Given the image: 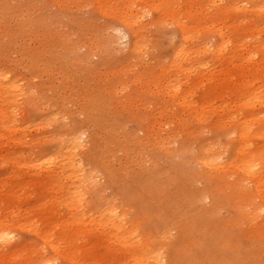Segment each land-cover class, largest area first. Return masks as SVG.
<instances>
[{
  "label": "bare ground",
  "instance_id": "bare-ground-1",
  "mask_svg": "<svg viewBox=\"0 0 264 264\" xmlns=\"http://www.w3.org/2000/svg\"><path fill=\"white\" fill-rule=\"evenodd\" d=\"M9 1L0 0L5 20L12 14ZM50 1L58 14L70 16L88 2L130 35L118 73L131 72L132 78L118 75L128 83L114 78L100 90L107 92L114 111L139 123L141 137L129 136L127 147L116 139L125 126L109 130L104 125L108 138L100 150L92 130L84 140L79 119L62 111L67 99L58 76L74 71L58 69L43 79L58 59L88 71L99 52L115 49L111 33L100 27L89 37V22L69 17L83 40L71 41L57 30L60 26L49 24L47 35L57 41L50 44L41 34L40 48L18 50L20 63L8 55L9 45L25 35L41 36L33 17L13 13L20 31L0 29V57L6 60L0 64V168L5 169L0 176V264H264V42L251 39L264 35V0H243L244 5L226 0L222 6L217 0ZM21 5L20 0L16 9ZM146 14H152L153 25L170 22L177 32L169 58L152 73L138 67ZM253 14L263 20L257 26L248 24ZM207 32L216 33L219 41L193 44ZM23 62L27 78L19 73ZM120 85L125 102L116 100ZM49 91L59 97L43 109ZM87 102L80 115L90 121L96 115ZM205 127L214 134L209 142L202 139ZM98 149L111 154L113 162L123 158L116 172ZM25 235L32 238L24 241Z\"/></svg>",
  "mask_w": 264,
  "mask_h": 264
},
{
  "label": "rangeland",
  "instance_id": "rangeland-1",
  "mask_svg": "<svg viewBox=\"0 0 264 264\" xmlns=\"http://www.w3.org/2000/svg\"><path fill=\"white\" fill-rule=\"evenodd\" d=\"M22 2H23V4H24V8H23V5H21V7L19 8L20 10H17L16 9V7H17V5H19L20 4V0H10L8 3H7V5H8V7H9V9H11V11H12V14H10L9 16H6V17H8L6 20H5V16H4V18H0V29H9V31H11V32H17V31H20V27L21 26H19L20 24H19V22H18V20H17V17H16V15H14L13 16V13H17V11H18V14L19 13H21V12H23V13H25L24 15H25V17L26 18H29V19H31L32 17V20L33 21H35V23H37L36 25H35V29L34 30H37V31H35L36 33H37V35H38V33H40L39 35L41 36V34L42 35H44V36H46L45 38H46V40H47V42H50V44H52V43H54V42H56L57 41V39H54V38H50V37H48V35H47V33H48V25L49 24H53V25H56V27L58 26H60L59 27V29H57L56 27H52V28H54V29H57L58 31H60V29H61V31L62 32H66L65 33V35H66V37L68 38L69 37V39H71V41H78V40H83V38L82 39H80V36H76V30H77V24H75V23H73V24H70L69 23V21H70V19L72 18V17H74L75 16V14H71V16L70 15H67V14H64V13H62V14H58V12H57V9H56V6L54 5V4H52L51 3V1L50 0H21ZM231 2H234V3H238L239 5H244V4H246V3H242V1L243 0H230ZM235 1H237V2H235ZM254 1H256V0H254ZM252 2V4H254L255 2ZM258 1V0H257ZM51 3V4H50ZM206 5H207V3L206 2H204ZM217 3L218 4H220L221 6L222 5H224V4H226V0H217ZM257 3V2H256ZM255 3V4H256ZM252 4H247L246 5V7H249V6H251ZM10 5V6H9ZM51 5V6H50ZM34 6V7H33ZM39 8H40V10H39ZM137 8V7H136ZM23 9V10H22ZM31 9V10H30ZM139 11H141V9H138ZM20 11V12H19ZM31 11V12H30ZM63 14L64 15H67V16H63ZM33 15V16H32ZM49 16V19L51 18V16L52 17H54V18H56V19H53V18H51L52 20V23L50 22V20L48 21L47 19V17ZM73 15V16H72ZM30 16H31V18H30ZM57 16H59V17H57ZM14 17V18H13ZM45 17V18H44ZM69 17H70V19H69ZM76 18V21H79V22H84V20L85 21H88L89 22V25H88V27H87V29H86V32L88 33V35H89V37L90 36H93L94 35V32H97L96 31V29H98V31L99 30H101L100 29V27H104L105 28V34L107 35V33H111L110 35H112L113 37H114V39H115V46H114V43H113V48H115V49H112L111 51H109V50H102L101 52H99L100 54V56H96V57H94L93 58V60H90V63H91V65L90 66H93V68L92 67H90V66H87L86 68H87V70H88V68H89V70L88 71H85V72H83L81 69H80V67H78L79 65L77 64V63H75L74 62V64H70L69 62H67L66 60H64L63 61V59L62 60H60L59 61V59H58V62H61V66L62 65H64V66H66V65H70V66H66V67H61L60 66V63H58L57 62V60H53L52 61V65L50 64V66H51V68L53 69L52 71H51V73L52 74H50V72L48 71V70H46L47 72H45L44 73V75H43V79L45 78V80L48 78L47 76L48 75H50V77H52V75L54 74L53 73V71H55V74L58 72V69H60L61 71H63L62 69L63 68H68V73H72L73 71L76 73L75 74V76H74V72L72 73L73 74V77H71L72 76V74H68V75H66L67 76V78H66V76H62V75H64L65 74V72H63V73H60L59 74V76H58V81H61L62 82V85H63V89H64V87H65V90L64 91H62L61 92V95L64 97V99H67L66 101H67V103L65 104L66 106H64V107H67V108H69V106H70V108L69 109H67L66 110V108H64L63 107V109H62V111L63 112H65L66 111V114L67 115H73V116H75V118H76V120L77 119H79V120H77L78 122H79V126H81L82 128H80L81 130H83V134L85 133V136H83L84 137V140L85 139H87L88 138V136L91 134V132H92V134H95V135H93L94 137H95V140H96V142H98L97 144H98V147H99V149L100 150H103L104 149V147H105V145H104V143H106L105 141L107 140V138H108V134H106L105 132H106V130L109 128V130H110V128L112 127V128H114V127H117L118 126V129H119V125H121L120 126V129L123 127L124 128V126L126 127V128H122L123 130H120L119 131V133H117L116 134V139H118L119 141V143H121V144H124L125 146H127L128 147V143H129V141H130V138H136V140L137 139H139L140 137H141V132H139L141 129H139L140 127V125H139V123L137 122V121H134L132 118H129V117H127V115L125 114V113H120L119 111H118V113H117V111H114L115 109L113 108L115 105L113 104V102L109 99V96H108V94H107V92H104L105 91V89H106V82H108V81H110V80H112V79H114V78H116V80L117 79H119V77L121 76L122 78L123 77H125L126 75V73H127V78H125L126 79V81H129V79L130 78H132L131 76H133L132 75V73L131 72H126L125 74L124 73H122V75H120V73H118V69H119V67H120V65L126 60V58H127V52H128V48H129V42H130V35L124 30V28L118 23V22H116V21H114V20H112V19H110V18H107V17H105V18H103V17H101L97 12H96V10H95V8H93V6L92 5H90V3H88L87 2V4H86V8H84L82 11H80L79 13H77V16H75ZM152 14H146L145 15V17L143 18V19H141V23H142V26L144 27V36H143V38L145 39V43H144V45H145V48H144V51H143V55H141V57L143 58V60H141V63H142V65H141V63H140V66H138V67H140V69L141 70H144V71H147L148 69V71H149V73H152V71H150V70H154L155 71V69H157L159 66H160V64L162 65V64H164V62L165 61H167V59L169 58V56H170V54H171V51H172V46H173V44L177 41V32H176V27L174 26V24L173 23H168V24H165V26H155V25H153V23H152ZM256 17V18H255ZM44 18V20H42ZM58 18V19H57ZM63 18V19H62ZM233 18H235L234 16L231 18V20H233ZM250 19H248V21L250 22L251 20H252V22L254 21L255 22V24L254 23H252V22H248L247 20L245 21V22H248V24H253V25H255V26H257L258 24H260L259 22H261V21H263V20H260L261 18H259L257 15H250V17H249ZM258 18V20H255V19H257ZM41 19V20H40ZM74 19V20H75ZM2 20H3V22H2ZM235 20H237V18L235 19ZM47 21V22H46ZM54 21H55V24H54ZM56 21H57V23H56ZM257 21V22H256ZM8 22V23H7ZM50 22V23H49ZM223 21H220V26L222 27V28H224V22L222 23ZM64 25H63V24ZM256 23H257V25H256ZM104 25V26H103ZM223 25V26H222ZM47 26V27H46ZM65 26V27H64ZM213 26H215V25H213ZM63 28V29H62ZM216 28H218L217 26H216ZM26 29H29V27L28 28H26ZM65 29H66V31H65ZM107 29V30H106ZM30 30V29H29ZM90 30V31H89ZM102 31V30H101ZM108 31V32H107ZM98 33H100V32H98ZM23 34V33H22ZM104 34V35H105ZM226 34V33H225ZM103 35V36H104ZM115 35V36H114ZM28 35H25L24 36V38L25 37H27ZM174 36V38L172 39V37ZM79 37V38H78ZM19 39V40H17L16 42H14V43H12V44H10L9 45V51L7 52L8 53V55H10V57H12V58H16V61H20V57L23 59V56H20V54H19V52H18V50L19 49H21V48H27V49H30V48H40L41 47V42H42V39H44V37H36V36H30V37H27V38H25V39ZM78 38V39H77ZM41 39V40H40ZM49 39V40H48ZM171 39H172V43H171ZM250 38H248L247 40H249ZM253 41L254 40H256V39H258V40H261V41H263L264 42V35H262V36H258L257 38H251ZM24 40V41H23ZM85 40V39H84ZM249 41V43H253L252 44V47H254L255 46V44H254V42L253 41ZM28 41H30V42H28ZM219 40H218V36L216 35V33L214 34V33H212V32H207V35H203L200 39H195V40H193V44H195L196 46L198 45H200V46H203V45H209V46H212V45H214L215 43H217ZM80 43H81V41H79ZM79 42H76L77 44H79L80 45V43ZM17 43H19V44H17ZM14 44V45H13ZM16 44V45H15ZM29 47V48H28ZM81 47L82 48H80V50L81 51H83V52H85V49H84V47L81 45ZM17 49V50H16ZM11 52V53H10ZM15 52V53H14ZM13 53V54H12ZM13 55V56H12ZM99 57V58H98ZM260 56H259V54H257L256 55V58L258 59ZM97 58V59H96ZM21 59V60H22ZM101 60V63H100V60ZM5 58L4 57H0V64H3L5 61ZM24 61L25 62H27V60L26 59H24ZM63 62H64V64H63ZM19 62H17L16 64H18ZM20 63H21V61H20ZM89 63V64H90ZM159 64V66L157 67V65ZM74 65V66H73ZM78 65V66H77ZM23 66V67H22ZM43 67H44V64L42 65ZM73 66V67H72ZM75 66H77L76 67V69L74 68ZM21 67V68H20ZM20 67H19V73H20V75L23 77V78H27L28 76H29V73L27 72V70H26V68H25V63L23 62L22 63V65H20ZM54 67V68H53ZM55 67H56V69H55ZM136 68V71H138V69L139 68ZM72 68V69H71ZM80 70V72L82 73H78V71ZM95 72H94V71ZM110 70V71H109ZM60 71V72H61ZM93 71V72H92ZM49 72V74H47ZM90 73V74H88L89 75V77L87 78V77H84V76H86L87 74L86 73ZM95 73V74H94ZM128 73H130V74H128ZM62 74V75H61ZM78 74V75H77ZM86 74V75H85ZM45 75H46V77H45ZM83 75V76H82ZM118 75H120V76H118ZM130 75V76H129ZM20 76V77H21ZM56 76V75H55ZM76 76H77V78H76ZM79 76V77H78ZM92 77V79H91V77ZM49 77V78H50ZM62 77V78H61ZM120 77V78H121ZM67 80H66V79ZM70 78L73 80H70ZM85 78V79H84ZM119 79L120 81V84L121 85H125V84H127V83H125V79ZM86 79H90V82L88 81V83H86L87 81H84V80H86ZM75 80V81H74ZM123 80V81H122ZM34 81H37V79H34ZM72 81V82H71ZM118 81V80H117ZM90 83V86L92 87V85H94L93 87H96V89L95 88H90V86L89 85H85V84H89ZM91 83H92V85H91ZM97 84H99V86L100 87H98V85ZM68 85V86H67ZM82 85V86H81ZM84 85V86H83ZM103 85H104V88H103V90L101 89L100 90V88H102L103 87ZM121 85L118 87V90H117V96H116V100H120V101H126V98H125V96H126V92L123 90V88H121ZM86 86V87H85ZM85 87V88H84ZM87 87H89L90 89H94L93 90V92H91L92 90H90L89 88H87ZM68 88V89H67ZM87 90V91H86ZM98 90V91H97ZM96 91L97 92H99V93H97L96 94ZM56 92V91H55ZM94 92H95V95H94ZM48 93H51L52 95H50L49 94V96H51V98H49V99H47L48 101H49V103H48V101L47 100H44L43 101V103H42V105H43V109H46L48 106L51 108L52 106H54L53 104H52V102H54V98H55V101H57L58 100V95H57V92L56 93H54V94H56V95H53V92H48ZM91 93H92V96H91ZM70 94V95H69ZM74 94V95H73ZM100 94V95H99ZM103 94V95H102ZM83 95V96H82ZM86 95H88V96H86ZM48 96V97H49ZM97 96H100L99 97V99L100 98H102V100L104 101H102L101 99V101H99V100H96V98H97ZM57 97V98H56ZM67 97V98H66ZM75 97V98H74ZM86 97V98H85ZM93 98L92 100H91V102H90V98ZM94 97H95V100H94ZM62 98V97H61ZM77 98V99H76ZM84 98V99H83ZM88 98V99H87ZM104 98V99H103ZM75 99V100H74ZM79 99V100H78ZM98 99V98H97ZM109 99V100H108ZM50 100H51V102H50ZM71 101V102H70ZM80 101V102H79ZM85 101V102H84ZM88 101V102H87ZM98 101V102H97ZM69 102V103H68ZM86 102L87 103H89V105H92V107L94 108L93 110H95V112H94V114L96 115V116H98V117H94L93 118V120L90 118V121H88V119L87 120H85V118L83 119V116L82 115H80V111H81V106H83V105H85L86 104ZM105 102L107 103V106L105 107ZM84 103V104H83ZM92 103V104H91ZM94 103H101V106H103L102 104H105L103 107H100L102 110H103V108H105L104 109V111H101V109L98 107V105L96 104V106H94L95 104ZM109 103H112V104H110L109 106H108V104ZM141 103H139V105H140ZM69 105V106H68ZM79 105V106H78ZM263 105V107H264V103L262 104ZM47 106V107H46ZM60 106V105H59ZM42 108V107H41ZM100 110L101 112V114L99 113V115H97L98 113H96L97 112V110ZM113 109V110H112ZM65 110V111H64ZM99 110H98V112H99ZM78 111V112H77ZM72 112V113H71ZM76 114H75V113ZM106 112V113H105ZM117 113V114H115V113ZM59 113V112H58ZM78 113V114H77ZM104 113H105V116H104ZM83 114V113H82ZM93 114V112L91 113V115L93 116L94 115ZM77 115V116H76ZM90 115V116H91ZM124 115V116H123ZM60 116H62L61 114H60ZM113 116V117H112ZM78 117V118H77ZM108 117H109V119H108ZM186 118L188 117V116H185ZM106 118L108 119V120H106ZM126 120H125V119ZM98 119H99V121H98ZM126 121L125 123L126 124H123V122H124V120ZM68 120V121H67ZM99 122L98 124L100 125H103V127H101L100 128V126L99 127H97L98 125H96L97 124V121ZM109 120H112V121H109ZM117 120V121H116ZM128 120H129V122H128ZM131 120V121H130ZM60 122H65V123H69L70 121H69V119H64L63 120V118L62 119H60L59 120ZM96 121V122H95ZM106 121H108V122H106ZM94 122V124L92 125V123ZM212 122H213V120H212ZM91 123V124H90ZM115 123V124H114ZM82 124V125H81ZM96 125V126H95ZM104 125H107V127H108V125L110 126V127H104ZM115 125V126H114ZM78 126V127H79ZM92 126V127H91ZM94 126V127H93ZM51 128V127H50ZM49 128V129H50ZM90 128H92V129H90ZM94 128V129H93ZM97 128V129H96ZM99 128V129H98ZM105 128V129H104ZM101 129V130H100ZM90 130H92L91 132H90ZM93 130H95V131H93ZM103 130H105V131H103ZM129 130V131H128ZM125 131V132H124ZM126 131H127V133H126ZM88 132V133H87ZM124 133V135H126V137L123 135V133ZM202 132H204V136L202 137V139H204L205 140V142L207 141V142H209V141H211V139H214V134L210 131V130H208L206 127L205 128H203L202 129ZM47 133V132H46ZM98 133V134H97ZM103 133H104V135H103ZM120 133H122V135H120ZM137 133V134H136ZM101 134V135H100ZM129 134V135H128ZM135 134H136V136H135ZM131 135L132 136H134V137H131ZM105 138H104V137ZM124 136V137H123ZM129 136H130V138H129ZM97 137V138H96ZM107 137V138H106ZM103 138V139H102ZM126 138H129V139H126ZM99 139V140H98ZM203 140V141H204ZM104 146V147H103ZM121 146V145H120ZM129 146H130V144H129ZM103 147V148H102ZM97 150L100 154H103L102 155V157H104V156H106V158L104 157L103 159H105L104 161H106L107 160V162H108V160L110 161V163L113 165V169H115L114 170V172H116V167H117V170L120 168V166H121V164H122V162L124 161V160H122V159H118V160H115V162H113L114 161V158H113V156H111V154H105V153H103V152H101L100 150ZM135 149H137V148H135ZM132 150V149H131ZM121 152V151H120ZM119 155H123V153L122 154H119ZM107 156H108V158L109 159H107ZM112 157V158H111ZM143 157V156H142ZM144 159L143 160H145L146 161V158L145 157H143ZM147 161H148V159H147ZM107 162H104L105 164H107ZM117 162V163H116ZM110 163H108V164H110ZM143 164H147L146 165V167H149L150 166V163L149 162H144ZM5 169L4 168H0V176L1 175H3L4 173L2 172V171H4ZM28 172L29 171H27V170H25V174H28ZM98 180H99V178H98ZM8 181V180H7ZM207 202H209L208 200L206 201V203ZM222 214H224L223 212H222ZM32 237L31 236H29V235H25V237H24V241H26V240H28V239H31Z\"/></svg>",
  "mask_w": 264,
  "mask_h": 264
},
{
  "label": "snow or ice",
  "instance_id": "snow-or-ice-1",
  "mask_svg": "<svg viewBox=\"0 0 264 264\" xmlns=\"http://www.w3.org/2000/svg\"><path fill=\"white\" fill-rule=\"evenodd\" d=\"M49 264H52V262H49Z\"/></svg>",
  "mask_w": 264,
  "mask_h": 264
}]
</instances>
